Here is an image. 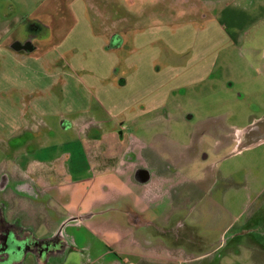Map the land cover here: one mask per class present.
Returning <instances> with one entry per match:
<instances>
[{
	"label": "rangeland",
	"instance_id": "rangeland-1",
	"mask_svg": "<svg viewBox=\"0 0 264 264\" xmlns=\"http://www.w3.org/2000/svg\"><path fill=\"white\" fill-rule=\"evenodd\" d=\"M72 1L0 0V16L13 20L10 33L15 32L22 41L33 36L40 41L52 32L54 40L70 35L66 47L78 48L70 56V63L76 62L72 78L74 102H61L63 111L75 112L68 113L67 130H63L61 120L46 118L42 122H48V127L41 126L40 120H33L32 132L39 131L38 139L43 144L53 142L54 153H66L63 161L66 173L80 180L90 177L83 147L96 144L102 157L113 163L103 164L102 178L75 185L66 183L61 186L60 195L50 193L37 203L13 196L8 215L13 216L25 207L34 214L38 228L44 207L50 213L49 226L56 229L66 219L79 214L83 220L93 212L96 216L84 224L96 222L105 226L101 238L113 253L112 258H119V264H264V80L261 76L264 63L259 57L264 51V28L253 30L247 37L250 46H258L257 60L248 53L250 46L223 49L212 78L204 82L176 86L170 72L154 74L149 70L150 62H143L138 76L131 78L127 87L104 89L114 97H152L155 95L152 83L156 84L157 96L160 92L170 93L168 101L160 111L136 120L130 116L138 108L129 102L120 116L122 124L116 125L98 108L96 101L91 102L94 96L91 93L95 92L87 86V81L94 76L91 78L94 82H101L107 75V64L117 57H107L102 52L103 39L89 34V22L84 17L81 26L71 31L76 23ZM78 1L76 8L81 4L83 13L84 10L90 13L97 35H103L108 31L166 26L170 22L192 23L191 19L212 15V10L218 12L221 4L232 0H202L207 7L200 13L190 11L180 0ZM106 14L111 21L102 24L101 15ZM15 21L20 22L15 24ZM66 62L60 61L61 73L67 71L62 67ZM84 93L89 96V103H78L76 98ZM145 105L154 109L159 103L150 99ZM113 113L119 116L118 112ZM72 119L79 122L76 129L69 125ZM25 132V136L12 143L0 140V169H4L3 164H8L18 149L36 143L32 132ZM139 141L153 144L157 151H166L168 164L164 170L168 176L156 187L155 184L137 187L129 178L130 173L114 174L113 164L118 163L123 149L135 150ZM104 185L120 187L128 199L116 204V200L107 199L109 196L105 198L100 192ZM99 201L107 203L95 207ZM107 205H119V208L111 210ZM131 207L143 211L136 214ZM122 228L128 230L122 232ZM81 230L73 229L71 233L81 235ZM46 232L43 229L38 235Z\"/></svg>",
	"mask_w": 264,
	"mask_h": 264
},
{
	"label": "crops",
	"instance_id": "crops-1",
	"mask_svg": "<svg viewBox=\"0 0 264 264\" xmlns=\"http://www.w3.org/2000/svg\"><path fill=\"white\" fill-rule=\"evenodd\" d=\"M180 1H183L184 5H188L187 9L197 13L207 7L204 6L207 3L205 4V1L202 0ZM78 3V0H73L71 3L76 22L71 31L77 30L81 26L80 22L84 17L89 22L87 24L89 34L93 37L99 36L100 40L103 39L102 52L107 57H117L116 61L111 60L107 64V75L101 82H94V79H91L94 76L88 77L89 82L87 81V86L92 89V92H95V94L88 92L91 93V96L94 95L91 102L96 101L98 108L116 125L122 124L120 116L126 111L123 108H128L129 102L135 103V107L138 108V111L130 116L133 118L131 120H136L160 111L165 107L164 103L168 101L170 93L168 91L167 94L160 92L157 96L156 84L152 83L150 84L151 87H154L153 92L155 93L152 97H136L135 99L124 96L114 97L104 89L107 86L112 88L127 87L131 83V78L138 76L143 62H150L149 70L154 74L162 71L170 72L176 86L184 87L189 83L204 82L212 78L220 51L226 48L240 50L250 46L248 34L258 28H264V0H232L224 4L220 2L221 6L223 5L221 10L218 12L212 10V15H202L201 18L191 19L192 23L173 24L170 22L166 26L152 25L153 27L138 31H108L103 35H97L95 27H92L94 21L91 19L90 13L86 10L83 13L80 8L81 4L76 8ZM107 16L108 14L104 17L101 15L102 24L110 23L111 20ZM19 22L15 21L14 23L19 24ZM12 23L13 20L11 21L8 17L0 16V140L12 143L15 139H21L26 135L25 131L32 132L31 123L33 120H40L41 126L48 127V122L45 124L42 122L46 118L61 120L63 130H67L68 113L75 112L63 111L61 102H74L75 84L72 78L76 71L74 67L76 62L75 64L70 63V56L71 52L78 51V48L66 47V41L70 35L61 40H54L52 32L49 34L50 36L40 41L34 36L27 38V41H22L17 38L15 32L14 34L10 33L12 30L10 24ZM17 28L18 26L15 31ZM153 31H159V33L156 34ZM16 43L30 44L33 51L17 52L12 48ZM257 47V45L248 47V53L254 60L258 58L256 57ZM65 54L67 57L64 58ZM259 57L264 63V51ZM61 59L68 61L64 66L62 65L67 69L63 73H61ZM88 72L94 73L92 70H88ZM261 76L264 80V70ZM163 85L158 84L160 88ZM82 86L80 85V87ZM88 97L84 93L76 100L78 103H89ZM150 99L158 102L159 106H155L157 108L154 109L146 106L145 102H149ZM116 107L118 110L115 109ZM111 109L118 112L119 116H116L113 111H109ZM74 120L69 123L71 129H76L79 126V122ZM38 133L39 131L36 130L32 132L36 139L33 147L18 149V152L8 159V164H3L4 169H0V175L6 174L11 183L29 184L40 199H45L48 194L54 192L60 195V192L63 191L61 186H65L66 183L75 185L80 182L96 180L99 176L102 178L105 175V172H102V167L105 166L103 164L112 166L113 161L111 163L104 159L101 148H97L96 144H91L92 148H90L91 146L83 147L87 174L90 177L80 180V177L66 173L63 161L67 154L54 153L56 145L53 142L43 144L40 142L41 139H38ZM44 151H47L46 156ZM129 156L132 157L129 158ZM120 157V160H117L118 163L113 164V167L116 168L114 174L130 173L129 178L137 187H147L150 184L151 186L155 184L156 187L165 182V178L168 176V171L164 170L168 164L166 163L168 162L166 151L162 149L157 151L155 146L149 142L142 141L140 143L139 141L135 150L123 149ZM100 192L105 194V198L109 196L107 199L116 200V204L128 199L120 187L108 188L107 185H104L100 188ZM7 194L10 195L11 192L7 191ZM14 197H9V199L12 200ZM20 198L31 201L29 195L23 194ZM105 203L107 201H99L95 203V207ZM107 206L109 207V205ZM112 206L109 207L111 210L119 208V205ZM43 208H41L42 216L40 218L42 223L38 228H35V236L39 238L47 236L49 233L57 232L64 225L61 229L63 249L60 252H55L43 264H119V258H112L113 253L107 250V246L101 238L100 232L105 226L96 222L89 226L84 224L94 218L95 213L86 214L83 220L77 214L70 220L66 219L58 224L56 229H52L49 226L51 221L49 210L46 207L45 210ZM131 208L132 212L136 214L143 211ZM43 224L47 227H44ZM43 229L47 232L39 236V231ZM73 229L75 231L83 229L81 230L83 233L73 235L74 233H71ZM124 230L128 229H123L122 232Z\"/></svg>",
	"mask_w": 264,
	"mask_h": 264
},
{
	"label": "flooded vegetation",
	"instance_id": "flooded-vegetation-1",
	"mask_svg": "<svg viewBox=\"0 0 264 264\" xmlns=\"http://www.w3.org/2000/svg\"><path fill=\"white\" fill-rule=\"evenodd\" d=\"M7 191L11 192L9 196ZM17 194L20 197L23 194L29 195L31 201L36 203L41 200L29 184L11 183L6 174H1L0 264H43L55 252H60L63 249L61 229L39 238L35 236L34 214L27 212L25 207L19 208L13 216H9L7 212L11 210L12 206L9 197Z\"/></svg>",
	"mask_w": 264,
	"mask_h": 264
},
{
	"label": "water",
	"instance_id": "water-1",
	"mask_svg": "<svg viewBox=\"0 0 264 264\" xmlns=\"http://www.w3.org/2000/svg\"><path fill=\"white\" fill-rule=\"evenodd\" d=\"M12 48L17 51V52H20V51H25V52H32L33 51V48L31 47L30 44H25V45H21L19 43H16L12 46Z\"/></svg>",
	"mask_w": 264,
	"mask_h": 264
}]
</instances>
